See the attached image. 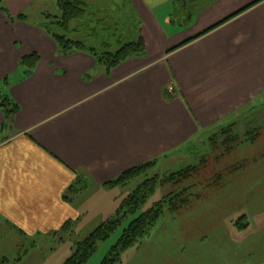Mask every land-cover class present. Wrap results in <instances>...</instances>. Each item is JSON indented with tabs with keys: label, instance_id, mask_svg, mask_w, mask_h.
I'll return each mask as SVG.
<instances>
[{
	"label": "crops",
	"instance_id": "crops-1",
	"mask_svg": "<svg viewBox=\"0 0 264 264\" xmlns=\"http://www.w3.org/2000/svg\"><path fill=\"white\" fill-rule=\"evenodd\" d=\"M37 1L0 0V100L20 107L8 123L0 110L2 242L81 223L86 187L104 212L120 208L127 186L108 183L199 135L263 133L264 0H197L189 26L172 21L175 0H85L102 13L130 7L140 25L147 56L110 72L84 53L58 55L41 20L2 12L19 17ZM35 53L25 78L20 61Z\"/></svg>",
	"mask_w": 264,
	"mask_h": 264
},
{
	"label": "rangeland",
	"instance_id": "rangeland-1",
	"mask_svg": "<svg viewBox=\"0 0 264 264\" xmlns=\"http://www.w3.org/2000/svg\"><path fill=\"white\" fill-rule=\"evenodd\" d=\"M190 6L192 9L193 5ZM8 15L13 17L9 12ZM21 15L34 22L51 23L62 14L57 0H38ZM72 39L80 38L74 35ZM22 68L25 78H29L27 69ZM260 125L263 133L255 128L248 131L259 133L254 141H246L245 135L240 137L230 132L232 129L226 131L228 127L224 132L199 135L179 153L165 157L163 164L153 160L155 165L127 184L124 191L129 196L153 177L162 179L163 185L134 216L98 244L86 264H102L133 219L169 194L186 188H192L187 192L189 206L175 213L167 208L149 234L122 255L120 264H264V122ZM231 137L242 142L234 147ZM230 146L233 149L228 150ZM172 176L176 182L169 180ZM80 191L81 197L76 201L85 199L88 204V215L81 223L59 231L57 237L21 242L10 238L2 242L0 235V258L7 259L8 264H65L77 246L119 210L110 208L104 212V198L91 197L92 189L87 187ZM238 222L248 224L247 230H239Z\"/></svg>",
	"mask_w": 264,
	"mask_h": 264
},
{
	"label": "trees",
	"instance_id": "trees-1",
	"mask_svg": "<svg viewBox=\"0 0 264 264\" xmlns=\"http://www.w3.org/2000/svg\"><path fill=\"white\" fill-rule=\"evenodd\" d=\"M194 1L197 0H175L172 21L189 26L192 17L190 5ZM57 2L62 14L61 18H53L51 23H42L41 28L55 40L60 56L70 57L77 53H85L92 56L98 63L104 64L108 72L129 59L147 56L145 41L140 33V25L135 20V15L130 7L131 10L124 7H106L105 12L102 13L98 7L89 6L85 0H57ZM2 12L8 16L11 22L26 21L24 15L13 18L8 15L7 10L2 9ZM74 35L82 39H72ZM39 62L40 57L35 54L22 60L21 66L27 69L26 77L33 74ZM0 110L8 123L20 112V107L10 98L5 97L0 100ZM229 130L231 127L226 131L229 132ZM245 136L246 141H254L259 133H249ZM230 139L234 147L242 142L237 137ZM229 149H233V146H230ZM155 162L151 161L127 171L116 180L108 183L106 187L113 188L131 183L145 175L155 165ZM174 177L172 176L169 180L176 182ZM162 185L163 180L159 177L147 179L134 193L123 200L119 210L112 218L104 222L89 238L77 246L73 256L65 264H86L97 251L98 244L107 240L127 219L134 216L148 202L157 188ZM190 189L192 188L169 194L150 210L133 219L102 264H120L122 255L149 234L167 208L175 213L189 206L190 201H188L187 192ZM239 222L237 223L238 229L247 230L248 224H240ZM8 263L7 259L0 258V264Z\"/></svg>",
	"mask_w": 264,
	"mask_h": 264
}]
</instances>
